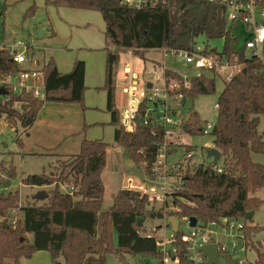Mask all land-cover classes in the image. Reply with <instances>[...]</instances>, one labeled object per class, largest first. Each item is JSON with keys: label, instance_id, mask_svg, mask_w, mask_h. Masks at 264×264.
<instances>
[{"label": "trees", "instance_id": "1", "mask_svg": "<svg viewBox=\"0 0 264 264\" xmlns=\"http://www.w3.org/2000/svg\"><path fill=\"white\" fill-rule=\"evenodd\" d=\"M255 2L264 7V0ZM44 3L102 14L107 52L103 89L108 93L107 110L115 126L114 139L126 150L137 176L143 180L156 176L153 164L165 128L153 119L143 123L146 103L140 109L141 121L136 131L129 133L121 125L115 86L121 51L133 49L144 59L151 49L192 50L198 39L204 37L207 44L223 39V52L228 56L237 53L246 62L245 70L225 83L218 99L216 131L212 135L214 147L222 153L221 159L193 166L192 157L185 158L188 162H182V170L172 175L182 181L172 204L178 209L173 210V215L179 218L196 217L205 223L219 222L224 217L244 219L247 238L264 261V252L259 250L261 242L253 240L259 227L250 226L246 219L249 212L257 211L263 204L256 193L264 187V164L254 161L252 155L264 154V131H259L260 116L264 114V69L260 60L245 58L243 51L235 49L238 37H234L233 30L237 23L228 25L225 4L221 0L214 3L168 0L164 5L137 9L123 4L122 0H44ZM36 10L34 4L25 16H33ZM18 70L20 67L10 49L0 47V77ZM166 73L179 78L171 69ZM84 74L85 63L81 60L75 61L70 72L62 73L54 58H50L42 66L46 99L31 94L13 95L9 101L0 97V121L3 118L10 126H20L27 133L47 101L80 104L85 108ZM190 83L191 87L185 91L187 100L216 91V79L205 75L194 77ZM188 115L185 133L202 134L206 120L193 109ZM108 148L109 144L102 140L84 138L79 153L58 155L59 167L55 170L23 179V184L28 186L49 187L47 198L32 197L25 203L21 191L11 189L16 167L0 161V264H22L23 259H30L41 250L50 252L51 264H107L110 254L122 260L126 255L153 261L162 258L156 239L144 235L145 223L153 218L164 219L170 210L146 198L138 199L123 188L109 209L103 207L102 172ZM195 150L193 145L186 146V153ZM216 165L223 167L222 173L215 170ZM64 184H71L74 191L63 192ZM14 209L16 213L12 212ZM139 219L144 220L142 225ZM174 237L178 254L186 261L181 233H175Z\"/></svg>", "mask_w": 264, "mask_h": 264}, {"label": "built area", "instance_id": "2", "mask_svg": "<svg viewBox=\"0 0 264 264\" xmlns=\"http://www.w3.org/2000/svg\"><path fill=\"white\" fill-rule=\"evenodd\" d=\"M168 0H122V3L133 8L142 9L145 7H156L164 5ZM211 3L219 0H206ZM227 8V22L229 24L237 23L233 30L234 37H238L235 29L242 27L245 31V41L242 46L235 44L237 51H243L245 58L258 59L263 64L264 69V7L259 6L255 0H221ZM237 35V36H235ZM4 47V45H0ZM12 58L20 70L6 73L0 77V88L6 90V94L0 95L3 100L9 101L13 95L23 96L27 94L41 100L47 97L45 85L43 82L42 65L36 59L33 53L37 50L34 45L18 41L11 46ZM46 51L45 48H41ZM164 58L169 54L184 61L188 67L187 73H182L166 66L162 63V70L156 69L152 72L154 80L142 79L140 68V58L133 49H123L120 56H123L120 62L119 78L115 80V86L122 94V105L119 107L120 122L123 128L132 133L136 131L141 121L140 109L143 103H146L144 124L150 119L160 123L165 128L163 140L157 143V156L153 164L154 179L143 180L136 175L128 174L127 183L123 189L133 192L138 199H148L150 202L161 204L168 210H178L172 204L176 198V192L181 187L182 181L175 176L182 170V162L175 164L169 163V151L183 144L180 136L184 131V124L188 112H180L171 107L168 102L174 101L178 104L188 102L185 91L191 87V79L203 75L212 79L221 78L224 83L232 81L237 75L245 70L246 62L235 53L228 56L219 50L218 47H210L209 44L197 43L192 50L186 49H163ZM46 62V61H45ZM167 69H171L179 74V78L168 76ZM148 83L151 84L148 87ZM184 100H186L184 102ZM215 109L219 110L218 101L215 103ZM216 122L207 119L202 128V134L212 135ZM188 146V144H184ZM207 149L210 146H205ZM193 156V152L186 153L185 158ZM215 170L218 173L223 172L221 165H216ZM70 191L74 187L70 186ZM16 213L14 209L12 211ZM179 223V232L181 241L186 245V261H183L178 254V247L175 244L176 238L172 226L168 223V216L164 218L166 228L164 234L159 236L160 228L153 227L145 232L148 238H155L159 251L162 254L161 259L154 260L148 264H208L207 257L199 251V247L214 243L220 251L219 264H230L225 260L224 255L228 254L232 259H236L235 264H264V261L258 256V252L247 238L245 233L246 221L244 219H232L228 217L218 221L205 223L197 220L196 226H192L190 217H176ZM13 218L12 223H15ZM170 225V226H169ZM182 226L184 227L182 229ZM221 231H216V228ZM171 230V236H166V231ZM231 233H225V231ZM221 235H229L232 238L231 244H225L220 239ZM218 238V239H216ZM256 251L257 257L254 261L247 258L236 257L238 252L247 253ZM174 253V256H173Z\"/></svg>", "mask_w": 264, "mask_h": 264}, {"label": "rangeland", "instance_id": "3", "mask_svg": "<svg viewBox=\"0 0 264 264\" xmlns=\"http://www.w3.org/2000/svg\"><path fill=\"white\" fill-rule=\"evenodd\" d=\"M37 6V10L33 16H25L28 9L32 5ZM53 6H46L44 0H0V45L8 46L14 42L22 41L34 45L36 49L45 47H53L59 43V48H65V52H68V45L65 44L67 35L63 33L59 22H65L55 12ZM94 13L100 21H104L102 14L98 11L89 10ZM62 21V22H61ZM57 33V37H53L49 31V26ZM96 22H90L88 24H76L77 27L83 29L82 34L78 33L75 38V43L82 44L86 42L88 37L87 29L92 25L99 26L101 24ZM105 29H102L100 35L93 34L94 43L97 41H104L103 33ZM99 33V32H98ZM235 34V33H234ZM237 36V35H235ZM238 46L241 47L245 41L246 36L238 35ZM53 37V38H52ZM199 44H207L204 37L198 39ZM210 47H218L219 50L223 49V39H214L208 42ZM68 49V50H67ZM42 50V49H41ZM41 52V51H39ZM38 52V54H39ZM76 55L91 53L94 57V65H98V55L105 53L103 49H96L93 47H79L75 51ZM123 56H121L122 59ZM107 58V55H105ZM55 60V59H54ZM101 61V60H100ZM56 62V61H55ZM165 62L166 66L177 70L182 73H187L188 67L184 61H181L172 54H169L164 58L163 49H151L149 50L145 58L140 59V68L142 79L154 80L152 72L156 69L158 72L162 70V63ZM104 71L102 73V81L95 79L93 83L100 84L99 86L86 85L84 92V107L80 104H64L58 102H52L54 105H62L69 107H77L81 111L83 117L84 128H82V137L87 139H103L109 144L107 151V163L102 172V181L105 186V196L103 201V207L109 209L114 202V198L121 188V185L127 183L126 176L133 174L137 176L135 172V165L127 154L126 150L118 146L113 138V132L115 131L114 125L110 124L111 119L109 113L106 112V92L103 89L105 85V70L106 65L103 62ZM120 68V67H119ZM119 74L117 78H119ZM217 85L215 93L211 95H201L195 100L189 99L185 104H178L174 101H169L168 104L175 110L180 112H189L190 109L199 112L202 119H212L216 122L217 110L215 109V103L218 101L222 91L224 90V81L221 78H216ZM104 93V95H103ZM121 94L120 90H116V95ZM118 97V96H117ZM121 97V96H120ZM48 102V101H47ZM76 119L73 111L70 115L56 116L54 124L51 126H35L33 127L32 135L24 132L23 128L17 126V128L10 126L5 119H1L0 123V161H4L7 165H13L17 169V175L11 179V189L20 190L22 194L23 203L28 202L39 191H45L47 193L50 190L49 187L28 186L23 184V179L29 175L50 173L55 170V167H59L57 163L58 155L60 154H72L74 152L79 153L78 146H74L79 138L70 136L69 128L61 125L63 122H72ZM259 131H264V114L260 116ZM34 125V124H33ZM28 132V131H27ZM180 140L183 144L178 145L169 155V163L175 164L177 162H188L184 159L186 155V146L184 144L193 145L195 151L191 165H198L200 163H210L212 158H208L206 154L207 145L213 144V135H191L188 133H182ZM81 148V147H80ZM253 160L264 164V154L254 153L252 155ZM71 184H64L61 186L63 192L70 191ZM256 196L262 199L263 204L255 211L252 221H248L250 226H258L259 229L253 236V240L261 242L259 250L264 252V187L260 189ZM41 202V201H40ZM153 227H160L159 236L164 234L166 224L164 219L153 218L149 219L145 223L146 231L151 230ZM184 227L182 226V229ZM216 231H221V228H216ZM225 233H231L227 230ZM172 231L167 230L166 236H171ZM218 239V238H216ZM219 239L225 244H231L232 238L229 235H221ZM257 251V250H256ZM252 250L247 253L238 252L235 254L239 258H247L250 261H254L257 257V252ZM29 261L30 264H51V254L48 251L36 252L30 259H23ZM153 262L152 259H144L141 256L126 255L124 259H120L116 255L110 254L107 259V264H148Z\"/></svg>", "mask_w": 264, "mask_h": 264}, {"label": "crops", "instance_id": "4", "mask_svg": "<svg viewBox=\"0 0 264 264\" xmlns=\"http://www.w3.org/2000/svg\"><path fill=\"white\" fill-rule=\"evenodd\" d=\"M56 13L58 14V16L62 19L65 20V22L62 23H58L62 30L63 33L65 35H67L66 39H65V44L68 45V52H65V48H59V43L56 44V46L53 47H45V50H37L35 51V57L36 59L39 61V64L42 65L45 61L47 62L50 58H54L56 61V65L58 67V70L62 73H68L72 70L73 65L75 63L76 60H81L85 63V74H84V84L85 87L86 85H92V86H99L100 84L98 83H93V81L95 79H98L100 82L102 81V73L104 71L103 68V62H105L106 65V60L107 58H105V55H107V52L105 50L106 47V42H105V36L103 33V37H104V41L100 42L97 41V43H94V38H93V34H97L100 35V32H102V29H105V21H100L99 18L94 15V13L90 12L89 10H82V9H73V8H67V7H61L58 10L55 9ZM104 20V19H103ZM90 22H96L101 24V28L100 25L99 26H95L92 25L90 28L87 29V34L88 37H86L87 41L83 42L82 44H77L75 43V38L77 37L78 33L82 34L81 31L83 29H80L79 27L76 26V24H88ZM48 25V23L46 24ZM49 26V31L52 35H54L53 37H57V33L55 31H53L52 28H50ZM99 32V33H98ZM235 34L238 35H245V31L242 27H238L235 29ZM52 37V38H53ZM16 43V42H14ZM12 43V44H14ZM12 44L8 45L11 46ZM93 47L96 49H103V51L105 53H102V55H98V58H100V60H98V65L95 66L94 65V57L93 55H91V53H84V54H79L78 56L76 55L75 51L79 48V47ZM41 51V52H39ZM39 52V54H38ZM106 92V112L109 113L111 119H109L110 124L112 121V116L111 113L107 110V103H108V93ZM121 93V92H120ZM104 95V93H103ZM118 96V97H117ZM121 96V97H120ZM122 94L116 95V105L117 108L119 109V107L122 105ZM73 111L76 119H73L72 122H63L61 123V125H63L66 128H69V132L70 136L76 138L78 137L79 140L78 142L76 141V143H74V146H78V148L80 149L81 147V143L83 141L84 138L86 137H82L81 138V134H82V128H84V121H83V117L81 115V111L77 108V107H69V106H62V105H54L53 103H50V101L45 102L42 110L39 113V116L37 118V120L35 121L34 125L28 130V135L31 136L32 132H33V127L35 126H39V127H43L45 125L47 126H51L52 124H54L55 118L56 116L59 115H70V113ZM119 111V110H118ZM112 125V124H111ZM115 129V127H114ZM115 132V131H114ZM114 132H113V138H114ZM89 140H102L103 139H89ZM115 140V139H114ZM106 142V141H104ZM107 143V142H106ZM210 147H214V144L212 145H208ZM175 149V148H174ZM173 149V150H174ZM80 151V150H79ZM194 153V152H193ZM56 155L59 156H68V155H74L77 154V152H74L72 154H60V153H55ZM121 188H124L123 185H121ZM44 251V250H41ZM39 252V251H38ZM22 264H30L29 261H24V263Z\"/></svg>", "mask_w": 264, "mask_h": 264}, {"label": "water", "instance_id": "5", "mask_svg": "<svg viewBox=\"0 0 264 264\" xmlns=\"http://www.w3.org/2000/svg\"><path fill=\"white\" fill-rule=\"evenodd\" d=\"M151 84L148 83V87H150ZM6 94V90L3 89V88H0V95H4ZM186 100H184L185 102ZM190 117V115H187L186 119L188 120ZM216 131V128L214 129V132ZM206 154H207V157L208 158H212L214 161H219L222 157V153L221 151L216 148V147H211V148H208L206 150ZM6 181V180H5ZM35 199H45L47 198V193L45 191H39L35 196ZM169 216H168V223L172 226V229H173V232L174 233H178L179 232V223H178V220L176 218L175 215H173V211L170 210L169 211ZM254 214L255 212L252 211V212H249L246 216V219L248 221H252L253 220V217H254ZM197 218L196 217H190V222H191V225L192 226H196L197 224ZM139 225H142L144 220L143 219H139ZM199 251H201L208 259V264H219V260H220V251L217 247L216 244L214 243H210V244H206V245H203L201 247H199L198 249ZM173 256H174V253H173ZM224 258L226 261H228L230 264H235L237 261L236 259H232L230 257V255L226 254L224 255Z\"/></svg>", "mask_w": 264, "mask_h": 264}]
</instances>
